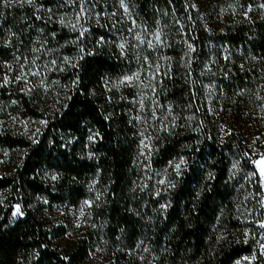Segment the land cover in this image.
<instances>
[{
	"label": "trees",
	"instance_id": "trees-1",
	"mask_svg": "<svg viewBox=\"0 0 264 264\" xmlns=\"http://www.w3.org/2000/svg\"><path fill=\"white\" fill-rule=\"evenodd\" d=\"M43 1L53 7L62 0ZM125 1L134 19L160 29L166 41L159 97L173 119L156 134L152 166L161 171L175 159L185 164L165 193L145 194L136 176L138 137L130 98L104 87L108 77L130 71L134 62L115 45L101 44L98 29L87 34L91 45L83 31L85 38L73 49L67 46L72 35L41 16L44 11L0 0V111L46 122L33 140L0 124V148L11 162L9 172L0 174V264H94L90 254L103 243L112 257L108 264H144L135 254L141 243L153 259L145 264H233L255 251L254 236L264 242L263 177L249 161L243 137L221 136L204 89L214 80L205 66L214 54L225 53L233 63L225 64L217 82L240 111L252 105L264 64V19L232 21L209 32L191 0ZM216 1L227 6V0ZM80 16L84 19L82 8ZM65 52L76 55L71 63L63 62ZM35 53L52 62L58 94L6 85L8 65L32 60ZM51 172L58 177L54 181ZM249 173L254 183L246 180ZM93 181L101 193L94 207L97 229L68 246L55 243L38 197L76 204L90 196ZM16 205L22 216L12 220ZM254 216L261 227L251 221ZM256 264H264L263 255Z\"/></svg>",
	"mask_w": 264,
	"mask_h": 264
},
{
	"label": "rangeland",
	"instance_id": "rangeland-1",
	"mask_svg": "<svg viewBox=\"0 0 264 264\" xmlns=\"http://www.w3.org/2000/svg\"><path fill=\"white\" fill-rule=\"evenodd\" d=\"M4 3L27 5L33 7L36 12L44 11L41 16L45 19H54L72 35L67 46L72 45L73 49H77L79 39L86 36L88 45H91V36L88 35L92 33V29H98L103 34L99 38L101 44L109 48L115 45L121 57L134 62L130 71L112 78L108 77L104 87L107 93L116 92L130 98L128 101L131 106V121L138 137L135 156L138 185L141 186V190L147 192L145 194L152 193L154 198L159 193H165L174 175L182 170L185 161L171 160L161 171L152 166L156 134L165 131L173 119L170 108L163 104L159 97V89L167 73V57L164 51L166 48L163 47L166 41L163 32L148 25L142 26L134 19L125 0H62L57 1L53 7H44L41 4L44 3L43 0H4ZM191 3L209 32L221 31L232 21L255 22L257 19H264V0H227L225 7L220 6L216 0H191ZM81 8L84 19L80 16ZM83 31L87 32L85 37ZM143 48L148 51L146 56L142 53ZM67 49L70 51V48ZM76 51L73 53L77 55ZM43 56L44 54L35 53L31 56L32 60L27 56L13 65L10 63L5 74H9L6 85L10 88L15 86L20 88L24 85L23 89L26 92L40 89L58 94L61 88H57L59 85L55 79L54 69L48 65L52 62L44 63ZM62 56L63 62L66 63H71L75 59V56L72 57L67 52L62 53ZM229 60L232 64L233 57L225 53L222 58L214 54L205 66V75H211L214 79L212 82H206L204 86L206 105L220 127L221 136L243 137L250 151L249 161L257 165V161L264 159V64L259 65L260 77L256 81L258 86L253 93L254 98H249V101L253 102L252 105L240 111L241 107L236 104V100L232 97L227 98L228 95L216 80V77L219 79L223 75L225 64L230 63ZM45 123V119L35 120L13 115L10 110L0 111V124L8 125L15 133L32 140L42 131ZM237 161L233 162L234 171L239 170L240 162ZM9 165H11L9 152L0 148V174L8 173L11 167ZM50 174L53 181L58 178L53 172ZM262 177L264 181V176ZM245 178L248 182L254 183L253 174L249 173ZM95 187L96 183L91 182L88 185L90 196L76 204L50 201L44 196L38 197L37 201L41 203L42 210L49 219L50 233L55 243L68 246L73 241L86 237L89 229H97L94 207L101 198V193H98ZM0 200H4L3 196H0ZM17 209L19 207L16 205L12 220L22 216L20 209L19 211ZM257 217L254 216L250 220L258 228L262 224L255 221ZM254 237L255 251L233 264H256L259 255L264 256V242L261 241L260 235ZM106 249L105 243L96 245L88 262L108 264L112 257ZM135 254L144 264L146 260L153 263L150 250L144 243L139 244Z\"/></svg>",
	"mask_w": 264,
	"mask_h": 264
},
{
	"label": "snow or ice",
	"instance_id": "snow-or-ice-1",
	"mask_svg": "<svg viewBox=\"0 0 264 264\" xmlns=\"http://www.w3.org/2000/svg\"><path fill=\"white\" fill-rule=\"evenodd\" d=\"M257 166L260 168L261 175L264 176V159L257 161ZM19 211V209H17Z\"/></svg>",
	"mask_w": 264,
	"mask_h": 264
}]
</instances>
